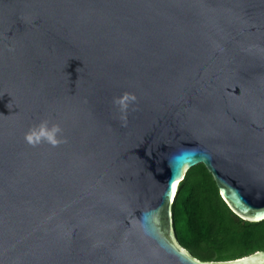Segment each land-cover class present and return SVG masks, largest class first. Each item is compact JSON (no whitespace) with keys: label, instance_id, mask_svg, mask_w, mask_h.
Listing matches in <instances>:
<instances>
[{"label":"water","instance_id":"95a60500","mask_svg":"<svg viewBox=\"0 0 264 264\" xmlns=\"http://www.w3.org/2000/svg\"><path fill=\"white\" fill-rule=\"evenodd\" d=\"M199 165L264 222V0H0V264H262L179 243Z\"/></svg>","mask_w":264,"mask_h":264},{"label":"trees","instance_id":"16d2710c","mask_svg":"<svg viewBox=\"0 0 264 264\" xmlns=\"http://www.w3.org/2000/svg\"><path fill=\"white\" fill-rule=\"evenodd\" d=\"M173 213L179 243L201 261L230 262L264 251V222L234 215L203 165L179 184Z\"/></svg>","mask_w":264,"mask_h":264},{"label":"clouds","instance_id":"9594fccd","mask_svg":"<svg viewBox=\"0 0 264 264\" xmlns=\"http://www.w3.org/2000/svg\"><path fill=\"white\" fill-rule=\"evenodd\" d=\"M60 131L61 129L58 126H53L49 130L46 124H42L38 135L35 132H31L26 135L25 139L29 144L35 145L36 142H39L43 138L44 140L55 146L57 143H59L55 136Z\"/></svg>","mask_w":264,"mask_h":264},{"label":"snow or ice","instance_id":"6c2138e0","mask_svg":"<svg viewBox=\"0 0 264 264\" xmlns=\"http://www.w3.org/2000/svg\"><path fill=\"white\" fill-rule=\"evenodd\" d=\"M179 182V180H177V183ZM171 190H172V193L174 194L175 191H176V184H172L171 185ZM262 264H264V262H262Z\"/></svg>","mask_w":264,"mask_h":264},{"label":"bare ground","instance_id":"6f19581e","mask_svg":"<svg viewBox=\"0 0 264 264\" xmlns=\"http://www.w3.org/2000/svg\"><path fill=\"white\" fill-rule=\"evenodd\" d=\"M177 187H178V186L176 185V190H177ZM175 192H176V191H175Z\"/></svg>","mask_w":264,"mask_h":264}]
</instances>
